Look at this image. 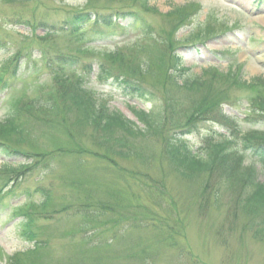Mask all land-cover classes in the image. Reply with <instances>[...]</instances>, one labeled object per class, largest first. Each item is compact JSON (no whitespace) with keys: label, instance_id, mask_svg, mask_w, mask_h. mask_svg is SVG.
Wrapping results in <instances>:
<instances>
[{"label":"rangeland","instance_id":"rangeland-1","mask_svg":"<svg viewBox=\"0 0 264 264\" xmlns=\"http://www.w3.org/2000/svg\"><path fill=\"white\" fill-rule=\"evenodd\" d=\"M91 1L104 6L99 11L123 5L137 11L157 37L142 48L129 49L124 62L117 63L144 84L146 91L137 99L122 95L110 83H98L94 75L84 77L85 86L95 91L99 102L134 123V131L111 124L103 132L80 120L73 101L67 99L53 111H38L41 121H61L54 129L30 122L25 142L13 145L20 140L6 138L19 154L11 158L0 154V169L23 165L15 172L0 171V264H264V207L251 217V226L243 206L246 194L253 190L244 183L251 171L246 167L259 169H255L256 177L264 182L259 163L264 147L256 154L244 150L234 173L228 171L229 165L235 169L234 154H223L226 146L216 148L219 153L213 155L218 160L211 172L192 177L174 165L168 150L175 138H182L194 151L203 153L210 137L218 139L231 130L226 125L200 122L190 113L203 93L176 92L168 75L178 74L179 65L190 69L181 78L201 74L206 88L207 81L212 85L210 97L218 91L222 94L218 104L226 103L221 111L236 118L240 132L250 128L264 131V117L252 124L239 121L249 111L248 99L257 97L253 88H264V0H145L147 8L139 0ZM85 3L87 0H0V64L10 67L6 79L18 61L16 79L0 90V121L12 103L23 105L33 98L43 81L50 90H54L52 82L56 83L57 90L49 96L54 103L61 99L60 77L42 74L43 46L31 41L43 34L44 23L52 29L66 27L69 10ZM190 3L199 7L187 22L166 19L177 17L175 10ZM172 9L175 12L169 13ZM121 20L116 21L125 25ZM89 24L84 26L91 29L87 35L96 31ZM212 24L215 34H221L203 43L196 41L194 46L183 43L196 34L206 37L201 33ZM125 31L120 35L115 27L110 42L90 46L108 52L139 37L138 30ZM53 35L58 43L66 37L61 32ZM176 40L184 46L178 48ZM237 63L242 65V80L250 81L247 88L228 80V67ZM175 99L180 104L172 106ZM137 109L157 115L156 126L138 132L142 124L134 116ZM217 110L212 111V118ZM194 124L189 134L180 135ZM3 138L0 133V140ZM211 148L208 144L206 150ZM237 149L238 155L242 149ZM30 154L34 155L32 162L26 164ZM241 174L243 184L234 180ZM240 199L242 207L237 203Z\"/></svg>","mask_w":264,"mask_h":264},{"label":"trees","instance_id":"trees-1","mask_svg":"<svg viewBox=\"0 0 264 264\" xmlns=\"http://www.w3.org/2000/svg\"><path fill=\"white\" fill-rule=\"evenodd\" d=\"M138 2L141 7L147 8L145 0H139ZM102 7L104 6L100 4L97 6L91 0H87V3L82 5V7L69 10L68 18L70 20L69 23L71 28L69 29L68 34L70 35L67 38H63L64 40L61 43L56 42V39H54L55 36L53 34L54 32L58 31L51 29H47L46 32H43V35L36 36V38L31 41L35 42V44H37L39 47L43 46V53H40V59L44 62V67L49 69L50 75L48 77L51 79L60 77L59 80L60 83H62L60 86L62 89L59 87L61 99L54 103L55 100L50 98L49 95L57 90L58 85L52 82L54 90H50L49 88H46V84L43 81L39 83L37 94L33 98L29 99L25 104L19 105L12 103L9 106L10 109L8 110V113L0 121V133L5 135V138L0 140V154L5 158H11L13 157V154L15 156L19 154V150L16 147H12L6 142V138L9 140H20L17 143L14 142L13 145L25 142V140L28 139L29 131L31 130L29 128L30 122H35L39 126H44L49 129H54L60 125L61 121L58 120H39L37 118L38 111H53L55 108L59 107L60 102H64V100L67 99L69 101H73V105H75V108H77V116L80 120L88 122L89 124L92 123L95 128H98L103 132L105 131L104 127L111 124L113 127H120L127 132L134 131V123L128 119H125L119 112H113L107 108L102 101L99 102L98 97L95 96V92L85 86L84 77L91 74L95 69V79H97L99 82L115 85L123 93H125V95H128L134 99L137 98V95H140L146 91L144 84L134 74L123 72L117 63L124 62V53L127 54L129 49H132L135 46L142 48L144 43L152 40L156 41L155 39H157V37H153L155 32L152 30L153 26L151 27L148 21H146L145 17L138 14L137 11L129 10L125 7V5L120 6L119 8L111 7V9L107 8L104 11H99L102 10ZM187 9V7L177 8L175 11L179 13L178 16L175 17L170 15L167 16L166 19L171 22H181L182 20L186 19L185 22H187L189 14ZM175 11L171 13H174ZM124 16H126V18H124ZM86 18L95 24L104 25L107 27H112L114 24L116 25V22L114 21L115 19H122L124 20L127 27L139 31V37L133 42L124 43L123 45L108 52L95 51L93 47L88 45L89 42L92 40L101 39L105 37L107 33H102L95 38L92 35H95L96 33L87 35L88 31H84V29L81 27V22H83ZM206 27L207 32L203 31L201 33L204 36L205 34H211L213 32L212 30L214 29L212 26ZM48 37L50 38L48 39ZM202 37L203 36H197L196 34L195 38H192L195 40H200ZM5 57H3L1 60H4ZM16 57L17 55L15 54L13 58L16 60ZM9 60L10 58L8 59V62ZM16 67V65L12 66L11 71L13 75H15V72L17 71ZM8 68H10L8 63H5V66L3 67L0 64V85L1 83L2 85L6 84L3 78L6 71H8ZM143 69L146 70L145 68ZM64 70L70 71L72 75L68 76ZM177 71L178 74L171 73L173 76L168 75V79L176 87V92H187L193 96H198L199 94L203 93V95H201V101L198 103L197 101L194 102L197 103V105L194 106L195 110L190 113H192L193 116L198 117V120H201L200 122H212L222 126L223 128H225L224 125H226L231 128V130L228 135L222 136L218 139L210 137L205 144H211L212 148L206 150V145L204 148L205 151L203 153L194 151L186 139L175 138L174 141L168 145L170 156L175 162L174 165L182 168L184 170L183 175L188 177H192L196 173L197 175L206 173L209 174L213 169L212 164L215 163V159L218 160V158L213 155L219 153L216 148L223 149V147L226 146V151H223V154H234L235 156L233 159L235 169L232 170L231 165H229L230 168L228 171L231 173L238 171L240 168L242 155H237V153H235L238 150L237 147L239 150L242 149V151L251 150L252 153L254 152V154H256V151L259 149L263 150L264 131L251 130L243 133L240 132L241 129L236 118L227 117L221 111L222 105L226 103L224 102L218 104V100L220 97H222V94H220L218 91L212 97L208 95V90L212 88V85L207 81L206 88L205 83L202 80L203 75L193 76L188 74L181 78L180 75L187 72L180 69ZM229 76L230 79L225 77L224 80H230L236 87L247 88L248 83L250 84V81L245 82L242 80L240 70L236 67L231 68ZM66 82L71 83V86L68 87L72 88L70 91H66L68 89L65 84ZM243 82L247 85H244ZM229 86L230 82H227V88ZM253 89L255 90V93L258 94L256 98H251L250 100L248 99L249 112L246 118L250 122H258L259 117H264V88L260 91H258L257 88ZM178 102L179 100L175 99L173 102H171V105L175 106L180 104ZM217 108L218 110L215 111V117L212 118V111L216 110ZM177 111L180 112V108H177ZM134 116H136L139 123L143 126L138 127V132L140 133H144L147 128L156 126L157 115H151L142 109H137ZM196 124L193 126H188L184 131H180V135L189 134L191 129L194 128ZM234 143H236L234 146L235 148L232 146ZM230 145L232 149L230 148ZM259 153L262 154L261 152ZM33 156L34 155L31 154L27 156L28 160L26 161V164H31L32 161L30 157ZM260 157L262 164L261 170L264 174V154ZM237 160L239 161L237 162ZM22 165L23 164L19 163V165H17L18 168L16 169L15 167L10 168V166L7 165L4 167V169L11 173L15 172V170L19 169ZM246 169L251 171L247 176L248 181H244V183L247 184L245 186L253 188V190L246 194L244 205V202L241 200L242 198L237 203H239L238 206L243 205L246 207L247 214L245 216V220L247 219V224H251L252 226L251 217L258 215V211L264 207V182H261L257 179V171L253 167H246ZM5 170L0 169V171ZM238 176H240V174H238ZM243 178L245 179V177L241 174V177H238L234 180L239 181L240 184H243ZM256 232H254L255 237H257ZM33 237L34 236L29 237L30 240H32Z\"/></svg>","mask_w":264,"mask_h":264},{"label":"bare ground","instance_id":"bare-ground-1","mask_svg":"<svg viewBox=\"0 0 264 264\" xmlns=\"http://www.w3.org/2000/svg\"><path fill=\"white\" fill-rule=\"evenodd\" d=\"M264 22V21H263Z\"/></svg>","mask_w":264,"mask_h":264}]
</instances>
